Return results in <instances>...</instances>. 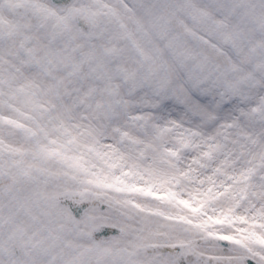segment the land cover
Here are the masks:
<instances>
[{"label":"snow or ice","instance_id":"obj_1","mask_svg":"<svg viewBox=\"0 0 264 264\" xmlns=\"http://www.w3.org/2000/svg\"><path fill=\"white\" fill-rule=\"evenodd\" d=\"M0 264H264V0H0Z\"/></svg>","mask_w":264,"mask_h":264}]
</instances>
